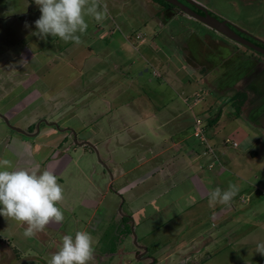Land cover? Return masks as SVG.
<instances>
[{"label": "rangeland", "instance_id": "1", "mask_svg": "<svg viewBox=\"0 0 264 264\" xmlns=\"http://www.w3.org/2000/svg\"><path fill=\"white\" fill-rule=\"evenodd\" d=\"M153 1L99 0L101 6L107 5L108 18L97 23L86 16L88 29L81 35V43L76 44L72 41L65 43L51 35L46 41L32 35L36 31L35 21L41 16L35 0H0V113L15 111L7 118L16 126H24L30 118H36V125L39 119L54 118L62 126L75 127L78 132L72 138L69 151L82 167H88L94 161L96 170L93 176L105 187L113 173L112 164L103 160L104 141L97 139L100 153L94 150L97 148L94 147L95 139L88 140L90 144L86 147L79 145L77 142L85 139L83 132L79 131L77 115L85 116L89 122L118 112L116 109L108 111L105 105L104 115L98 113L101 107L95 112V97L108 100L109 95L103 96V92L111 90H116L111 92L117 96V102L134 99L137 108L141 105L139 109L143 110L144 104L147 106L145 113L150 107L161 117L164 113L170 115L176 111L169 108L173 99L180 107L179 116L188 123L193 125L196 116L207 120L210 132H205L204 140L193 132L188 138L191 146L201 150L198 155L200 163L206 165L216 157V167L227 166V161L232 159L228 156L243 162L246 170L233 165L230 168L237 173L240 170L244 179L237 173H227L226 183L213 187L223 191L234 184L238 188L237 194L229 205L216 203L211 206L216 211L214 217L209 218L207 212L206 217L198 218V227L195 213L183 211L175 216L176 206L172 211L164 210L148 220V230L151 231L141 237L134 221L127 223V231L120 232L124 223L117 220V215L125 211L126 204L121 203L123 197L115 191L119 185L116 178L103 199L104 207L108 206L112 215H104L99 221V229L105 231L94 248L109 249L112 243L117 248L113 262L106 261V258L104 264H264V255L255 252L256 245L264 243V172H260L259 179L253 174L264 160V55L177 6L171 16L166 17L162 5ZM196 1L246 32L249 39L264 42V0ZM26 22L30 27L25 26ZM169 38L176 46L188 44L182 54L192 64H199L200 72L205 75L203 83L196 70L190 72L180 60V55L179 60L176 58ZM188 49L191 53L187 52ZM179 52L175 50V54ZM154 70L157 74L153 73ZM181 73L186 76L182 82L179 81L182 80ZM37 89L40 97H36ZM237 90L246 92L239 115L231 101ZM192 91H200L203 95L194 105L191 99L189 102L183 100L184 96L191 98ZM70 95L72 100L64 108L57 106L58 100ZM162 103L169 105L162 110ZM218 111L219 122L214 127L217 121L208 120ZM4 123L0 124L1 132L10 129ZM146 131L148 136L142 141L151 137ZM115 140H105L107 148H116ZM232 141L237 145H232ZM208 144L213 147V152L208 150ZM85 148L93 151V161H89ZM118 158V155L113 157L116 162ZM5 159L11 161L9 157ZM76 163L72 162L65 175L67 181L62 186L70 203H76L79 186L85 182ZM147 185L149 182H141L133 192L146 191ZM145 193L149 196V192L140 195ZM223 206L228 208V213L218 210ZM97 221L93 219L91 225ZM84 223L85 220L78 221L70 230L81 229ZM203 228L209 229L208 234L202 233ZM54 232L57 231L50 230L49 236H43L42 243L39 242L41 239L19 238L17 245L12 244L11 251L6 250L8 241L1 235L0 264H44L40 258H50L57 252L55 240L62 242L63 235ZM1 250L8 251L5 254H12L11 257L1 258ZM194 254L196 256L192 257ZM152 258L156 259L155 262Z\"/></svg>", "mask_w": 264, "mask_h": 264}, {"label": "crops", "instance_id": "2", "mask_svg": "<svg viewBox=\"0 0 264 264\" xmlns=\"http://www.w3.org/2000/svg\"><path fill=\"white\" fill-rule=\"evenodd\" d=\"M147 2H149V0H147ZM195 2L204 6L201 2L196 0ZM127 36L126 38H128ZM170 39L172 38H169V42L174 49L176 58L179 60L180 55V60L190 68V72L196 70L197 77H199L200 81L203 83L205 75L200 72L198 68L199 64H192L188 61L187 56L182 54L183 49H185L186 46L188 48V44H186L185 47L176 46L172 44V40ZM175 50H179V54H175ZM187 52L189 53L190 50L188 49ZM179 75H182V80L179 81L182 82L186 79L183 73ZM180 85L181 84H179V86ZM175 89H177V87ZM106 91H108L107 87ZM111 91L116 92V90ZM111 91L103 92V96L104 94L109 95L108 100L95 97V112L101 107L102 110L98 113L104 115V105L109 108L108 111L112 112V110L116 109L118 112H114L115 114L107 115L106 117L104 115V117L99 120H89V122H86L85 116L77 115L80 122L79 131L81 130L83 132L84 139L87 141L91 139L96 140V142H94V147L97 148H94V150L97 149L100 153L101 149L98 147L99 142L97 139L104 141L102 144L103 153L105 154L103 160L109 165L112 164L111 169L113 173L111 180L106 181L105 187L93 176L96 170L93 163L94 161L91 157L93 151H89L90 149L88 148L84 149L85 152L89 154V161H93L88 167L78 165L73 155H71L69 149L72 145V138L75 137V133L78 132L75 127H69L70 125L67 124L62 126L56 119L48 118L39 119L38 121L40 122L37 128L36 118H30L24 122V126L17 124L26 131L25 133L13 129L9 125L10 129L8 131H0V159H5L6 157L11 159L12 169L9 170H37L39 174L47 169L54 172L57 176V182L63 186L67 181L65 175L68 173V169L72 162H74L79 172L84 174L85 177V182L79 186L80 189L77 193L78 197L76 203H70L69 198L63 193L62 201L57 204L64 214V221L59 224L55 222L50 223L43 231L37 232L35 236L29 239H41L39 242L42 243V237L45 235L49 236L50 230L57 231L54 233L63 236L67 234H74L75 236L76 231H85L90 233L95 245L105 231H102L101 228L99 229V221L104 215H112V211L108 209V206L105 205L104 207L103 199L106 191L110 189L116 178L119 179V185L115 191L117 194L122 195L123 198L121 203L126 204L125 211L119 212L117 215V220L124 223L120 230L121 233L126 231L125 229L128 222L134 221V223H136L135 226L139 229L137 230L138 235L146 237L151 231L148 230V220L164 210L172 211L175 206L177 209L174 211L175 216L178 215L179 212L183 213V211H186L187 214L195 213L196 216L194 220H196V227H198L199 217H206V213L209 212L208 217L211 218V216L214 217L213 215L216 212L214 209H211L209 205V194L214 190L213 187L215 184L223 185L226 183L227 173H237L230 168L232 165L241 168L240 170H246L243 162H240L239 158H235L234 156H228L232 158L227 161V166L229 165V167L222 165L216 167L215 162L218 160L216 157L206 165L204 162L200 163L198 155L201 150H198L196 146H191L188 142V138L192 135L193 131L192 122L188 123L179 116L178 108L180 107L173 99L170 105L168 103H162V110L169 105L171 106L169 108H175L176 111H172L170 115L164 113L161 117L160 114L150 109V107L149 111L147 110L145 113L144 109H146L147 106L144 104H142L144 107L143 110H140L139 108L141 105L137 108L134 99H125L117 102L115 100L117 96H114ZM35 92L36 97H40L41 94L39 90L37 89ZM193 92L194 91H192V93ZM70 100H72L71 95L58 100L57 106L64 108ZM121 109L125 111L123 112ZM10 112L11 111L8 110L1 111L0 124H3L5 121L2 117L3 115L10 117L15 113V111L12 113ZM118 113L119 115H117ZM124 113L125 115H123ZM53 121H55L60 128L52 124ZM218 122L217 120L214 127L218 125ZM168 125L170 127H168ZM146 129L151 133V137L142 141V138L148 136ZM205 132L207 134L210 132L207 126H205ZM214 132L215 131H212L211 133ZM114 138L116 139V148H114V146L107 148L105 140L114 141ZM137 140H140V142L137 143ZM77 143L84 147L88 144L85 142ZM115 155L120 156L117 162L113 159ZM159 157H162V159L159 160ZM130 161L132 162L130 163ZM112 162H114V164ZM260 165L253 171L255 178L258 179L261 178L260 172H264V160ZM240 170L237 174L244 179V176L240 175ZM137 172L141 174H137ZM144 181L149 182V185H147L148 189L143 191L149 192V196H146V193L145 195H140L143 193L141 191L133 192L135 186ZM239 184L238 182V185ZM132 192L135 195H133ZM125 193L128 195L124 196ZM181 205L183 206L181 207ZM194 206H196L195 210L193 208ZM0 207H2V205H0ZM218 210H221L223 214L229 212L228 208L225 206ZM124 216L127 217L125 222L123 221ZM192 217L193 216H191V218ZM91 219H96L98 221L91 225ZM81 220H85L81 229L73 228L70 230L72 225H76L77 222ZM86 220H91V222L87 223ZM26 227V224L17 223L14 220L9 222L5 217L0 215V234H2V237L6 236L7 238L5 239L8 241L6 250L11 251L13 247L12 244L17 245L19 238L27 239V237L23 235ZM73 230L74 232L72 233ZM208 230V228H203L202 233L208 234ZM93 231H95L96 234ZM55 242L57 247L60 248L62 242L56 240ZM208 246L209 243L206 244V247ZM58 248L56 251L59 250ZM204 248L205 246L199 251ZM101 250L94 248L93 259L90 261V264H104L106 258V261L113 262L115 253H117L115 245L112 243L109 249L102 248ZM1 251V258L5 256V258L9 259L12 255H6L5 252L8 251ZM193 256L196 255L194 254L192 257ZM40 259L46 264L47 259L44 257ZM153 260L156 259L152 258V261Z\"/></svg>", "mask_w": 264, "mask_h": 264}, {"label": "clouds", "instance_id": "3", "mask_svg": "<svg viewBox=\"0 0 264 264\" xmlns=\"http://www.w3.org/2000/svg\"><path fill=\"white\" fill-rule=\"evenodd\" d=\"M35 4L41 16L35 21L36 31L32 35L45 41L51 35L65 43L79 44L81 35L88 29L86 16L97 23L108 18L107 5L101 6L99 0H35ZM25 26L30 27L27 22ZM9 169H12L11 161L0 159V215L9 222L26 224L23 235L27 238L52 222L64 221V214L57 206L63 199V188L53 171L46 169L38 174L37 170ZM237 192L234 184L223 191L217 187L209 194V205H229ZM255 252L264 255V243H258ZM93 255L94 241L90 233L76 231L74 237L71 234L62 237L59 250L46 264H90Z\"/></svg>", "mask_w": 264, "mask_h": 264}, {"label": "water", "instance_id": "4", "mask_svg": "<svg viewBox=\"0 0 264 264\" xmlns=\"http://www.w3.org/2000/svg\"><path fill=\"white\" fill-rule=\"evenodd\" d=\"M175 5H177L178 7H180V9L182 11H184L185 13H187L188 15L204 22L205 24H207L208 26L214 28L215 30H217L218 32L226 35L227 37H230L240 43H243L253 49H255L256 51L264 54V46L258 44L257 42L249 39L248 37L240 34L238 31H236L234 28H232L230 26V24L227 22L226 19L220 18L212 13H199L197 12L194 8H192L188 3L184 2L183 0H167ZM189 3H194L193 0H187ZM199 6H202L199 4ZM240 30V29H239ZM3 118L5 120V122L13 129H16L18 131L21 132H26L23 128L16 126V125H12L9 123L8 118L3 115ZM39 122H37L36 127L38 128L39 126ZM52 124H54L57 128H60V126L53 121ZM81 142H85L90 144L87 140L81 141ZM146 249V247H144ZM141 254L138 255V257H140Z\"/></svg>", "mask_w": 264, "mask_h": 264}, {"label": "trees", "instance_id": "5", "mask_svg": "<svg viewBox=\"0 0 264 264\" xmlns=\"http://www.w3.org/2000/svg\"><path fill=\"white\" fill-rule=\"evenodd\" d=\"M157 2L160 3V5H162L163 9L166 11V14L167 16L166 17H170L171 16V13L173 12V8L177 5L167 1V0H155ZM184 2L188 3L192 8H194L197 12L199 13H202V14H205V13H212L209 9L205 8L204 6H199L198 3L194 2V3H189L187 0H183ZM178 7V6H177ZM178 9H180V7H178ZM213 14V13H212ZM165 15V14H164ZM215 15V14H214ZM227 22L230 24V26L232 28H234L236 31H238L240 34L248 37L247 33L244 32L243 30H241L240 28L236 27L234 24H232L231 22H229L227 20ZM240 29V30H239ZM249 38V37H248ZM251 39V38H250ZM253 41L257 42L258 44L264 46V42H261V41H258L256 39H252ZM251 48V47H250ZM255 50V49H253ZM256 51V50H255ZM260 53V52H259ZM262 54V53H261ZM264 55V54H263ZM246 98V92L244 90H237L235 91L232 96H231V101H232V104L234 106V109L237 113V115H239L240 113V106H241V103L244 101V99ZM218 114H219V111L214 115V116H211L209 118V122H215L218 120ZM127 220V217H123V221L125 222ZM127 231V230H126ZM153 262H155V260H153Z\"/></svg>", "mask_w": 264, "mask_h": 264}, {"label": "built area", "instance_id": "6", "mask_svg": "<svg viewBox=\"0 0 264 264\" xmlns=\"http://www.w3.org/2000/svg\"><path fill=\"white\" fill-rule=\"evenodd\" d=\"M139 36V34L137 35ZM154 73L157 74V72L154 70ZM191 98L190 96H184L183 100L186 102H189L190 99L192 100V104H196L198 103V101H200L203 97L202 93L200 91H194L191 94ZM206 121L207 120H203L200 116H196L194 119V123H193V134L195 136H199L201 137V140L205 139V126H206ZM226 141H229L228 139ZM232 145H237V143L235 141H232ZM208 150H210L211 152H213V147L211 145H207Z\"/></svg>", "mask_w": 264, "mask_h": 264}]
</instances>
